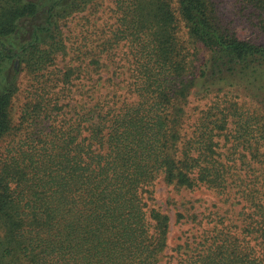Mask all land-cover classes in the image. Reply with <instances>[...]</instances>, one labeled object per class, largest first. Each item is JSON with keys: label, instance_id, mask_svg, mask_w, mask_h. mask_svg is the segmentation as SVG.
<instances>
[{"label": "trees", "instance_id": "16d2710c", "mask_svg": "<svg viewBox=\"0 0 264 264\" xmlns=\"http://www.w3.org/2000/svg\"><path fill=\"white\" fill-rule=\"evenodd\" d=\"M89 1L0 0V141L11 130L14 82L57 31L58 8ZM237 1L264 35V0ZM175 2L208 52L193 77L172 0H117L137 100L116 111L81 97L79 125L38 129L6 150L0 264H264V45L226 30L211 0ZM193 89L224 94L182 135L177 108ZM161 176L220 197L177 215L192 229L175 248L170 215L147 196Z\"/></svg>", "mask_w": 264, "mask_h": 264}, {"label": "rangeland", "instance_id": "374dc122", "mask_svg": "<svg viewBox=\"0 0 264 264\" xmlns=\"http://www.w3.org/2000/svg\"><path fill=\"white\" fill-rule=\"evenodd\" d=\"M116 1L90 0L74 9L71 6L58 8L56 24L53 25L57 31L41 45V52L37 55L41 58L36 57L23 65L14 82L16 89L9 106L11 130L0 141V159L16 142L36 134L38 129L47 131L51 127L79 125L81 97L84 100L90 97L93 102L87 101L91 105L99 103L100 106L112 107L116 111L137 100L133 86L135 65L132 47L128 41L117 39L121 26ZM53 2L55 0H48V7ZM172 2L178 16L175 36L178 46H182L188 56L191 78L193 71L197 73L199 66L207 59L208 52L191 37L179 17L177 3L175 0ZM211 2L217 19L226 30L242 40L264 45V35L247 21L245 6L237 0ZM46 18L41 17L33 27L45 25ZM22 35H25L24 32ZM37 61L43 62L38 67L40 70H34L36 66L33 64ZM9 68H5L6 79ZM238 93L242 96L240 92H231L228 97ZM223 94L215 92L205 95L193 89L177 108L180 111V116H177L180 118L178 128L182 135L193 131L196 119L217 101V95ZM254 106L257 105L251 103L250 107ZM38 114L41 117L38 118ZM52 115L53 120L47 118ZM151 190L153 192L147 195L150 206L160 207L171 217L169 243L173 248L183 244L184 232L192 229L191 225L183 224L184 220H178L177 215L185 213L193 205L200 211V208L220 200L219 196L204 187L194 192L178 190L164 176L156 181ZM190 211H193L192 208ZM20 261V264H31L23 258Z\"/></svg>", "mask_w": 264, "mask_h": 264}]
</instances>
